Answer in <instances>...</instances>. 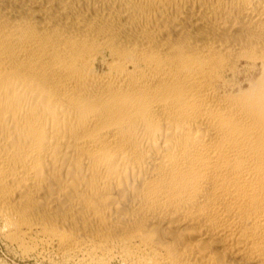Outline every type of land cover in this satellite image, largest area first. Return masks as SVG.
I'll use <instances>...</instances> for the list:
<instances>
[{
	"label": "bare ground",
	"instance_id": "1",
	"mask_svg": "<svg viewBox=\"0 0 264 264\" xmlns=\"http://www.w3.org/2000/svg\"><path fill=\"white\" fill-rule=\"evenodd\" d=\"M0 233L264 264V0H0Z\"/></svg>",
	"mask_w": 264,
	"mask_h": 264
},
{
	"label": "rangeland",
	"instance_id": "2",
	"mask_svg": "<svg viewBox=\"0 0 264 264\" xmlns=\"http://www.w3.org/2000/svg\"><path fill=\"white\" fill-rule=\"evenodd\" d=\"M53 253L42 255L38 252H27V254L0 233V264H73V262H63ZM59 260V261H57ZM119 259H115L112 264H123ZM57 261V262H56Z\"/></svg>",
	"mask_w": 264,
	"mask_h": 264
}]
</instances>
